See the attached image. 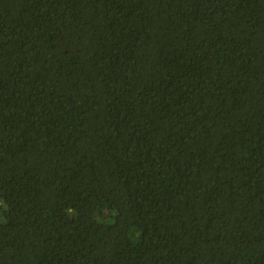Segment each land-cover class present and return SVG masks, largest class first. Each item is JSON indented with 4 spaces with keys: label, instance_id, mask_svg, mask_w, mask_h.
Instances as JSON below:
<instances>
[{
    "label": "trees",
    "instance_id": "obj_1",
    "mask_svg": "<svg viewBox=\"0 0 264 264\" xmlns=\"http://www.w3.org/2000/svg\"><path fill=\"white\" fill-rule=\"evenodd\" d=\"M0 264H264V0H0Z\"/></svg>",
    "mask_w": 264,
    "mask_h": 264
},
{
    "label": "rangeland",
    "instance_id": "obj_2",
    "mask_svg": "<svg viewBox=\"0 0 264 264\" xmlns=\"http://www.w3.org/2000/svg\"><path fill=\"white\" fill-rule=\"evenodd\" d=\"M103 215H104L105 217L108 216L107 212H105Z\"/></svg>",
    "mask_w": 264,
    "mask_h": 264
}]
</instances>
